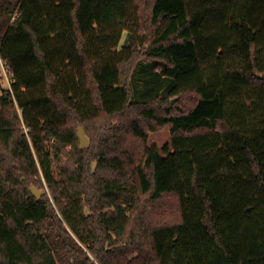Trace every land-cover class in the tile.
<instances>
[{"label":"trees","instance_id":"16d2710c","mask_svg":"<svg viewBox=\"0 0 264 264\" xmlns=\"http://www.w3.org/2000/svg\"><path fill=\"white\" fill-rule=\"evenodd\" d=\"M0 58V264H264V0H0Z\"/></svg>","mask_w":264,"mask_h":264},{"label":"rangeland","instance_id":"374dc122","mask_svg":"<svg viewBox=\"0 0 264 264\" xmlns=\"http://www.w3.org/2000/svg\"><path fill=\"white\" fill-rule=\"evenodd\" d=\"M130 42L131 36L128 32H125L119 48L129 45ZM140 62L141 63L136 67L131 80V87L134 93L133 99L139 101L152 98L162 93L161 91L155 90L154 93L149 94V92H151L149 90L151 88V83H153L151 79L153 80V74L155 73L156 69L152 63H149V60L142 58ZM5 73L6 72H4L0 58V96L3 93V90L11 88V83H9L8 81V78L11 77V75L9 74V72L6 74ZM149 141L151 144H156L159 148L163 149L171 142L170 127L151 133L149 135Z\"/></svg>","mask_w":264,"mask_h":264},{"label":"water","instance_id":"95a60500","mask_svg":"<svg viewBox=\"0 0 264 264\" xmlns=\"http://www.w3.org/2000/svg\"><path fill=\"white\" fill-rule=\"evenodd\" d=\"M77 135H78V138L80 140V145H81L82 148H85V147L89 146L90 140L87 137L86 132H85L83 126H80L78 128ZM31 190H32L33 194L35 195V197L38 198V199H40L44 195V193H45L44 191L38 189L35 186H32L31 187Z\"/></svg>","mask_w":264,"mask_h":264},{"label":"built area","instance_id":"2783aa9c","mask_svg":"<svg viewBox=\"0 0 264 264\" xmlns=\"http://www.w3.org/2000/svg\"><path fill=\"white\" fill-rule=\"evenodd\" d=\"M1 62H2V65H3L4 72L8 73V71H7L6 67H5L4 62H3L2 60H1ZM6 73H5V74H6ZM10 79H11V81H10ZM8 81H9V83H11V82H12V77H9V78H8Z\"/></svg>","mask_w":264,"mask_h":264}]
</instances>
